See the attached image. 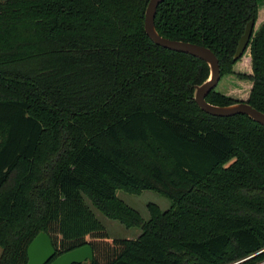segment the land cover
I'll return each mask as SVG.
<instances>
[{
	"label": "trees",
	"instance_id": "16d2710c",
	"mask_svg": "<svg viewBox=\"0 0 264 264\" xmlns=\"http://www.w3.org/2000/svg\"><path fill=\"white\" fill-rule=\"evenodd\" d=\"M148 2L0 0V264H27L41 231L54 258L90 244L87 264L264 261V125L200 108L209 65L147 35ZM155 25L215 52L209 102L264 112L259 0H164ZM120 189L171 204L150 202L143 220ZM93 205L142 232L112 238Z\"/></svg>",
	"mask_w": 264,
	"mask_h": 264
},
{
	"label": "water",
	"instance_id": "95a60500",
	"mask_svg": "<svg viewBox=\"0 0 264 264\" xmlns=\"http://www.w3.org/2000/svg\"><path fill=\"white\" fill-rule=\"evenodd\" d=\"M163 1L164 0H149L145 12L144 24L146 33L156 44L160 46L196 56L208 63L210 68L209 77L202 83L195 85L193 98L200 108L211 115L220 117L246 114L256 122L264 125V112L247 102H234L228 105H218L207 100L208 94L218 85L221 79L219 58L211 48L205 45L168 38L159 33L155 25V17L158 6ZM254 24V19L247 23L234 55L235 59L240 58L244 54L250 42ZM27 251V264H87L88 262H92L95 257L94 250L91 245L86 244L54 258L56 255V249L53 245L52 239L45 231H41L32 240Z\"/></svg>",
	"mask_w": 264,
	"mask_h": 264
},
{
	"label": "rangeland",
	"instance_id": "374dc122",
	"mask_svg": "<svg viewBox=\"0 0 264 264\" xmlns=\"http://www.w3.org/2000/svg\"><path fill=\"white\" fill-rule=\"evenodd\" d=\"M259 2L261 4H264V0H259ZM259 19H262V16H260ZM245 56H243V58ZM241 64H244V62H241V61L237 62L238 66H240ZM227 79L228 78L224 77L221 80L219 88L223 84H226ZM230 80L228 82L231 83L232 81H230ZM2 138H4V133H3V129L0 128V140ZM118 196L121 199H123L127 204H129L131 207L138 210L139 213L141 214L143 220H148L150 218V212L148 209V204L150 202L158 204L161 207V209H163V210L168 209L170 207V204H171L170 200L167 197L160 195L159 193L151 191V190L143 191L140 194H134V193H129V192H126L125 190L120 189V190H118ZM88 202L90 203L89 200H88ZM92 207H93L96 215L99 217V219L106 226V228L109 232V235L112 238H137L140 235V233L142 232V229L140 226L128 227L126 224H124L120 220L107 216L105 213H103L101 210H99L94 205ZM1 253H2V248L0 247V256H1ZM257 264H264V261L257 263Z\"/></svg>",
	"mask_w": 264,
	"mask_h": 264
}]
</instances>
